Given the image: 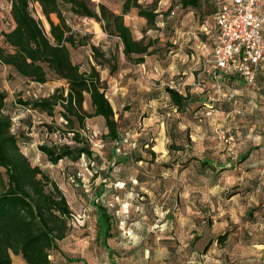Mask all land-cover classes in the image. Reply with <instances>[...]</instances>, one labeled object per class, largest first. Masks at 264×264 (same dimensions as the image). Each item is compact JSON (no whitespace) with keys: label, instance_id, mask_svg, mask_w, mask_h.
<instances>
[{"label":"rangeland","instance_id":"rangeland-1","mask_svg":"<svg viewBox=\"0 0 264 264\" xmlns=\"http://www.w3.org/2000/svg\"><path fill=\"white\" fill-rule=\"evenodd\" d=\"M87 1L99 12L101 3ZM105 1L115 6L118 0ZM219 1L207 0L196 16L179 9L170 16L173 0H140L145 7L157 3L162 14L145 36L157 52L142 66L125 59L119 39L101 38L99 25L97 35L88 33L84 19L64 8L68 24L85 43L71 49L73 62L83 72L98 68L114 107L122 139L115 157V143L104 138V119L92 118L81 132L90 139L96 160L51 165L37 149L69 142L72 136L48 135L44 126L63 125L62 108L51 118L27 111L20 101L47 98L58 88L67 91L66 82L49 73V82L40 85L0 66V90L8 95L5 114L13 120V133L32 165L58 184L73 212L69 235L51 253L55 264H264V72L256 89L238 78L224 81L221 88L207 74L197 81L209 54L201 48L208 43L202 28L213 27ZM32 9L49 31L40 6ZM53 20L58 23L56 16ZM14 27L12 16L0 12V35ZM145 29L137 25L136 38L144 37ZM6 47L0 36V48ZM183 59L191 60L198 86H189L196 100L188 112L179 113L166 88L186 83ZM84 108L93 113L89 97ZM93 202L114 215L108 240L113 259L98 239ZM76 259L82 262L71 263ZM13 264L26 263L13 255Z\"/></svg>","mask_w":264,"mask_h":264},{"label":"trees","instance_id":"trees-1","mask_svg":"<svg viewBox=\"0 0 264 264\" xmlns=\"http://www.w3.org/2000/svg\"><path fill=\"white\" fill-rule=\"evenodd\" d=\"M173 2L170 16L178 9L186 13L200 11L207 0ZM34 4L40 6L49 31L44 22L34 15ZM64 8H68L76 17L100 23L106 35L120 40L125 59L137 66L145 65L146 59L157 52L154 41L147 40L145 36L156 27L162 15L157 3L145 7L140 0H125L121 15L104 4L98 6L97 12L87 0H13L11 16L15 27L0 35L7 46L0 48V66L8 67L17 76L40 85L47 84L49 73H52L68 86L67 91L58 88L47 98L20 101L27 111L51 118L56 116L58 108H62L60 117L64 124L53 122L44 126L48 135L59 134L60 139L72 136L69 142L54 141L38 146L40 154L54 166L66 160L74 163L82 158L96 160L90 139L81 132L86 129L89 119H104L107 128L104 138L115 143L112 157L120 153L118 144L122 142L119 122L103 87L100 71L93 65L90 71L83 72L73 62L71 49L85 43L68 24ZM133 9L138 10V16L146 20L142 39L136 38L132 29L125 24V16ZM53 16L57 17L58 23ZM92 49L99 54L97 47L93 46ZM99 56L104 58L102 53ZM116 70L115 66L112 67L111 74ZM263 72L264 68L261 67L259 76ZM234 79L228 76L224 81ZM170 86L166 92L175 112H188L196 100L189 85L184 82L181 91ZM87 97L93 113L85 111ZM7 98V93L0 90V264H13V255L22 257L26 264H55L51 253L58 251L59 243L69 235L73 212L58 184L39 166H33L23 153L21 139L13 133V120L5 114ZM206 106L214 109V106ZM249 156L250 151L243 156V162ZM203 164L212 163L204 161ZM104 192L102 188L98 196L101 197ZM92 204L97 214L98 239L113 259L115 253L108 240L112 236L114 215L100 202ZM79 262L82 261L76 259L71 263Z\"/></svg>","mask_w":264,"mask_h":264},{"label":"built area","instance_id":"built-area-1","mask_svg":"<svg viewBox=\"0 0 264 264\" xmlns=\"http://www.w3.org/2000/svg\"><path fill=\"white\" fill-rule=\"evenodd\" d=\"M12 8L13 0L0 3V12L11 15ZM214 23L211 41L203 44L204 52L209 54L197 81L202 75H212L221 88L224 78L237 76L247 87L256 89L260 68H264V0L219 1ZM183 86L184 82L179 81L170 87L181 91Z\"/></svg>","mask_w":264,"mask_h":264},{"label":"crops","instance_id":"crops-1","mask_svg":"<svg viewBox=\"0 0 264 264\" xmlns=\"http://www.w3.org/2000/svg\"><path fill=\"white\" fill-rule=\"evenodd\" d=\"M97 1L99 3H101V4L106 5L114 13L119 14V15L122 14L123 4H124L125 0H118L117 1V4H115V6L109 5L105 0H97ZM196 14H197V12H189L187 15L188 16L189 15H195L196 16ZM84 21L88 24L87 25L88 26V28H87V32L88 33L97 35L96 34V27L95 26L96 25H99V28H100L101 34H102L101 38H103V36H108V35H106L103 32V29H102V26H101L100 23H97V22H95L93 20H87V19H84ZM125 24L132 29V31H133V33H134V35L136 37V34L138 33L137 25H140L142 27L145 26L146 25V20H144L143 18H140L138 16V10L133 9L128 15L125 16ZM202 30L207 32V33H205V35L207 36L208 41H211L212 34L215 31V23H214L213 27L212 26L210 27L208 25L203 26ZM142 38H143V36H141L138 39H142ZM95 40H96V36H95ZM201 48H203V44H202ZM174 63H175V61L172 62V63H169V64L172 66ZM148 64H149V61L146 62V65H148ZM190 64H191V60L190 59H186V60L183 59L182 60V66H187V67H182L181 69L183 71V75L184 76H188L187 79H186V85L192 86V85H195V78H194L193 74L190 72ZM172 68H171V70H172ZM201 68H202V63L200 65V70H201ZM232 77L235 78V79L238 78L237 76H232Z\"/></svg>","mask_w":264,"mask_h":264}]
</instances>
